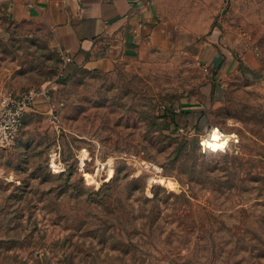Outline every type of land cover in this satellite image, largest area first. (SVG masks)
I'll list each match as a JSON object with an SVG mask.
<instances>
[{"label": "rangeland", "instance_id": "1", "mask_svg": "<svg viewBox=\"0 0 264 264\" xmlns=\"http://www.w3.org/2000/svg\"><path fill=\"white\" fill-rule=\"evenodd\" d=\"M214 25L67 72L47 27L0 13V103L47 96L0 146V264H264V0Z\"/></svg>", "mask_w": 264, "mask_h": 264}, {"label": "crops", "instance_id": "2", "mask_svg": "<svg viewBox=\"0 0 264 264\" xmlns=\"http://www.w3.org/2000/svg\"><path fill=\"white\" fill-rule=\"evenodd\" d=\"M226 2L0 0V13L12 22L35 21L47 27L67 72L83 69L106 74L149 47L170 44L175 36L208 37L217 43L220 34L214 21ZM183 21L197 24L184 26ZM67 57L72 61L66 62ZM46 100L47 96L37 97L33 111Z\"/></svg>", "mask_w": 264, "mask_h": 264}, {"label": "built area", "instance_id": "3", "mask_svg": "<svg viewBox=\"0 0 264 264\" xmlns=\"http://www.w3.org/2000/svg\"><path fill=\"white\" fill-rule=\"evenodd\" d=\"M65 61L70 62L72 60L67 57ZM39 96H46V92L30 91L3 98L0 103V146H10L17 140L23 128L25 117L35 109V100Z\"/></svg>", "mask_w": 264, "mask_h": 264}, {"label": "bare ground", "instance_id": "4", "mask_svg": "<svg viewBox=\"0 0 264 264\" xmlns=\"http://www.w3.org/2000/svg\"><path fill=\"white\" fill-rule=\"evenodd\" d=\"M230 139L221 133H212L209 138L204 141V148L213 153L225 152L229 146Z\"/></svg>", "mask_w": 264, "mask_h": 264}, {"label": "trees", "instance_id": "5", "mask_svg": "<svg viewBox=\"0 0 264 264\" xmlns=\"http://www.w3.org/2000/svg\"><path fill=\"white\" fill-rule=\"evenodd\" d=\"M187 187H188L187 190H191V189L189 188V187H190L189 185H187ZM103 188H104V187L102 186L101 189H100V191L97 192V193L100 194V193L103 191ZM187 190H185V191H187ZM192 195H193V194L188 195V194H186V192H185L184 194H182V195H180V196H177V197H184V198H186L187 196H190V197H191ZM186 199H187V198H186ZM148 200H149V199H148ZM111 237H112V236H111ZM125 249L128 250V249H127V246L125 247ZM122 251H125V250H122ZM125 253H129V252L125 251ZM131 253H133V252H131ZM134 253H135V250H134Z\"/></svg>", "mask_w": 264, "mask_h": 264}]
</instances>
